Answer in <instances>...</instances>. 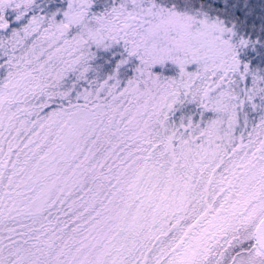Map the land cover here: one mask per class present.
I'll list each match as a JSON object with an SVG mask.
<instances>
[{
	"label": "snow or ice",
	"instance_id": "obj_1",
	"mask_svg": "<svg viewBox=\"0 0 264 264\" xmlns=\"http://www.w3.org/2000/svg\"><path fill=\"white\" fill-rule=\"evenodd\" d=\"M0 264H264V0H0Z\"/></svg>",
	"mask_w": 264,
	"mask_h": 264
}]
</instances>
